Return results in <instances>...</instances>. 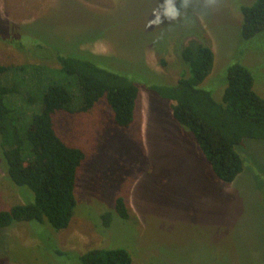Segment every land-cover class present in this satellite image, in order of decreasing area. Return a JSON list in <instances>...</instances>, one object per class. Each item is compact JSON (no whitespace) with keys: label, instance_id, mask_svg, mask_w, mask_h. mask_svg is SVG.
<instances>
[{"label":"rangeland","instance_id":"obj_1","mask_svg":"<svg viewBox=\"0 0 264 264\" xmlns=\"http://www.w3.org/2000/svg\"><path fill=\"white\" fill-rule=\"evenodd\" d=\"M255 1L172 0L179 17L160 15L156 23L163 0H0V65L25 67L0 76V84L18 86L4 102L24 138V158L31 159L25 133L41 112L45 89L71 84L58 56L96 55L98 67L140 89L126 129L115 125L105 98L87 113L55 114L60 137L86 153L70 225L57 231L47 221H31L0 230V264H82L87 251L117 248L130 253L132 264H264V142L236 146L244 169L227 184L173 119L174 102L149 88L188 76L180 51L193 39L214 53L201 89L220 102L228 67L242 64L264 98V32L241 37L240 8ZM71 91L75 108L73 85ZM118 197L125 199L128 220L115 214ZM28 202L34 194L9 180L0 146V210ZM105 212L113 216L107 228Z\"/></svg>","mask_w":264,"mask_h":264},{"label":"trees","instance_id":"obj_2","mask_svg":"<svg viewBox=\"0 0 264 264\" xmlns=\"http://www.w3.org/2000/svg\"><path fill=\"white\" fill-rule=\"evenodd\" d=\"M240 11L244 40L264 32V0L242 6ZM80 55L83 58L57 57L60 71L72 81L71 84L54 82L45 89L41 112L32 116L25 133L31 159L23 156L24 138L13 111L4 102L5 95L18 92V86L0 84V146L7 175L14 185L28 188L34 194V202L0 210V230L17 222L43 224L47 221L57 231L70 225L76 207V175L86 153L57 133L54 123L57 112L87 113L105 98L115 125L126 129L134 122L140 89L127 77L98 67L94 63L96 55L84 52ZM180 56L188 76L183 75L173 85L149 88L157 96L174 102L173 119L190 131L215 176L230 184L244 169L236 146L245 140L264 142V98L254 90L250 70L245 65L233 64L227 69L226 87L218 102L211 92L200 88L214 65L211 48L192 39L182 46ZM45 69L35 66L34 71L45 75ZM23 71L24 66L0 65L2 77ZM71 85L77 94L75 108ZM115 214L122 220L129 219L123 197L115 200ZM112 217L110 212L101 215L104 227H109ZM80 261L82 264H132L130 253L123 248L93 249L82 254Z\"/></svg>","mask_w":264,"mask_h":264},{"label":"clouds","instance_id":"obj_3","mask_svg":"<svg viewBox=\"0 0 264 264\" xmlns=\"http://www.w3.org/2000/svg\"><path fill=\"white\" fill-rule=\"evenodd\" d=\"M162 15L170 20H175L179 17V11L172 4V0H163L161 12L157 15L156 23H160L159 16Z\"/></svg>","mask_w":264,"mask_h":264}]
</instances>
